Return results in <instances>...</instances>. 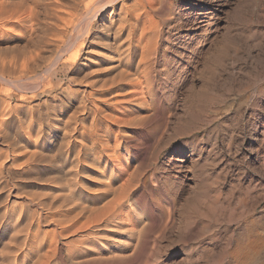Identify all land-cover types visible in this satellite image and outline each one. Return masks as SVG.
I'll return each mask as SVG.
<instances>
[{"label":"rangeland","instance_id":"obj_1","mask_svg":"<svg viewBox=\"0 0 264 264\" xmlns=\"http://www.w3.org/2000/svg\"><path fill=\"white\" fill-rule=\"evenodd\" d=\"M4 1L15 14L0 17V66L14 70L0 69V264H264V0L119 1L94 21L73 68L56 76L49 61L60 50L67 59L76 36L72 1ZM52 6L62 15L45 21L42 12ZM120 12L129 21L118 29ZM119 68L131 76L109 91ZM81 140L88 155L75 156ZM128 173L132 183L109 217L114 193L99 185L114 176L118 185Z\"/></svg>","mask_w":264,"mask_h":264},{"label":"bare ground","instance_id":"obj_2","mask_svg":"<svg viewBox=\"0 0 264 264\" xmlns=\"http://www.w3.org/2000/svg\"><path fill=\"white\" fill-rule=\"evenodd\" d=\"M8 1H9V0H8ZM10 1H11V0H10ZM18 1H19V0H18ZM44 1H45V0H44ZM44 1H43V2H44ZM47 1H49V0H46V3H48ZM61 1H62V0H61ZM67 1H68V0H67ZM67 1H65V3H66ZM71 1H72L71 6H70L71 8L68 10L69 12L71 11V13H69V14H70V18H68V19H69V24H71V26H72L71 29H73V30H72V31H73V35H76V36L74 37L73 40L70 38V39H71L70 43H69V41H68V39H67V41H68L69 44L66 45L67 48H66L65 51H64V52L68 53V55L66 54V55L68 56L67 59H65V60L62 59V54H63V53H59V52H61V50H60L61 48H60V49L58 48L60 51H58V53L56 52L57 55H56V56L54 55L55 57L53 56L54 59H53V61L51 60L52 62L49 61V62L51 63V64H50V67L52 68L53 74H54L55 76L57 75V72L59 71V69L61 70L63 67H64V68H66V67L73 68L74 64L76 63V61L79 59V56L81 55V54H80V51H81L82 45L84 44L85 37L89 35V40H90V38L92 37L90 34H91V29H92V27L94 26V25H93L94 21H95L96 19H98L99 16H101V15L104 16V15H105L104 12L106 11L107 8H111V9H109V10H113L114 5H116V3H118L119 1H122V2H123V0H71ZM139 1L142 2V0H139ZM4 2H5L4 0H3V1L0 0V17L6 16V18H7V16H8L9 14L11 15V11H12V16H13V15L15 14V11H13V9H12V5H11L12 2H11L10 4L4 3ZM13 2H14V0H13ZM16 2H17V1H16ZM19 2H21V1H19ZM57 2H58V1H57ZM59 2H60V1H59ZM141 2H140V3H141ZM50 3H51V2H50ZM54 3H55V2H54ZM65 3H62V4H65ZM68 3H69V1H68ZM68 3H66V4H68ZM127 3H128V2H127ZM136 3H137V2H136ZM136 3H135V4H136ZM142 3H143V2H142ZM41 4H43V3H41ZM137 4H138V3H137ZM137 4H136V6H137ZM10 5H11V6H10ZM16 5H18L17 7L19 8V7H20L19 5H21V4L18 3V4H16ZM37 5H39V2H37ZM51 5H53V4L51 3ZM68 5H69V4H68ZM68 5H67V6H68ZM124 5H125V3H122V7L119 9V11H121L122 13H123V12L126 13V12L128 11V10H127L126 12L124 11V7H125ZM129 5H130V4H129ZM141 5H142V4H141ZM44 6H45V5H44ZM53 6H54V5H53ZM53 6H52V9H54ZM65 6H66V5H65ZM130 6H131V5H130ZM136 6H135V7H136ZM14 7H16V6L14 5ZM37 7H38V6H37ZM39 7H40V6H39ZM57 7H58V6H57ZM61 7H62V5H61ZM63 7H64V6H63ZM132 7H133V6H132ZM137 7H138V6H137ZM42 8H45V7H41V9H42ZM49 8L51 9V7H49ZM49 8H48V9H49ZM68 8H69V7H68ZM68 8H67V9H68ZM15 9H17V8H15ZM15 9H14V10H15ZM36 9H37V8H36ZM41 9H40V10H41ZM46 9H47V8H46ZM55 9L57 10L58 8H55ZM55 9L53 10L54 12L49 11V10H47V11H44V10H43L44 12L41 11V12L43 13V15H45V19H44V18H43V19H44L45 21L47 20L48 22H49V21L52 22L50 19L53 20V19L55 18L56 14H57L56 12H58V11L55 12ZM130 9H131V8H130ZM133 9H134V8H133ZM37 10H38V9H37ZM40 10H39V13H40V15L43 17V15L41 14ZM18 11H19V10H18ZM34 11H35V10H34ZM131 11H132V10H131ZM135 11H136V9H135ZM13 12H14V14H13ZM32 12H33V11H32ZM32 12H31V14H32ZM36 12H37V11H36ZM59 12H60V10H59ZM63 12H64V11H63ZM121 12L119 13V16H120V19H119V20H120V22H119L118 24H116L117 27H118V29H119L120 26L122 27V25H123L122 23H123V22L126 23L125 21H126V19H127V15L122 14ZM129 12H130V11H129ZM34 13H35V12H34ZM37 13H38V12H37ZM55 13H56V14H55ZM133 13H134V12L132 11V14H133ZM67 14H68V13H67ZM57 15H58V14H57ZM59 15H62V13L60 12ZM59 15H58V17H59ZM130 15H131V14H130ZM134 15H135V14H134ZM32 16H33V15H32ZM38 16H39V15H38ZM41 16H40V17H41ZM117 16H118V15H117ZM128 16H129V15H128ZM136 16H137V14H136ZM136 16H135V17H136ZM34 17H36V16L34 15ZM56 17H57V16H56ZM76 17L78 18L77 21L75 20ZM129 17H130V16H129ZM138 17H139V16H138ZM31 18H32V17H31ZM105 18H106V17H105ZM112 18H113V17H112ZM112 18H110V19H112ZM26 19H27V18H26ZM34 19H35V18H33V20H34ZM43 19H42V20H43ZM48 19H49V20H48ZM56 19H57L56 21H58V18H56ZM59 19H60V18H59ZM64 19H66V17H65ZM129 19H130V18H129ZM112 20H113V19H112ZM116 20H117V19H116ZM127 20H128V19H127ZM136 20H138V19H136ZM56 21L54 20L53 22H56ZM61 21H62V19H61ZM63 21H64V20H63ZM128 21H129V20H128ZM128 21H127V22H128ZM139 21H140V20H139ZM39 22H40V21H39ZM42 22H43V21H41V23H42ZM65 22H67V21H65ZM65 22H64V23H65ZM106 22H107V21H106ZM111 22H112V21H111ZM136 22H137V21H136ZM33 23H34V22H33ZM64 23H63V24H64ZM102 23H105V22H102ZM115 23H116V22H115ZM130 23H131V20H130ZM39 24H40V23H38V25H39ZM46 24H48V23L46 22L45 25H46ZM52 24H53V23H52ZM52 24H51V25H52ZM56 24H57V23H56ZM66 24H67V23H65V25H66ZM69 24L67 25V27H65V25H63V27H65V28L68 29ZM112 24H113V23H112ZM126 24H127V23H126ZM136 24H137V23H136ZM138 24H140V23H138ZM141 24H142V23H141ZM40 25H41V24H40ZM42 25H43V24H42ZM48 25H49V24H48ZM95 25H96V24H95ZM102 25H103V24H102ZM124 25H125V24H124ZM46 26H47V25H46ZM46 26H45V27H42V29H43L44 32L46 31ZM53 26H55V25H53ZM53 26H51V27H53ZM57 26H58V25H57ZM105 26H106V25H105ZM107 26H111V24H108ZM125 26H126V25H125ZM125 26H124V28H125ZM133 26H135V25H133ZM136 26H137V25H136ZM32 27H33V25H32ZM34 27H35V26H34ZM37 27H38V26H36L35 28L37 29ZM48 27H50V26H48ZM51 27H50V28H51ZM112 27H113V26H112ZM137 27H138V26H137ZM144 27H145V26H144ZM144 27H143V29H145ZM146 27H147V26H146ZM95 28H96V27H95ZM102 28H103V27H102ZM109 28H110V27H109ZM124 28H123V29H124ZM141 28H142V27H141ZM141 28H140V29H141ZM32 29H33V28H32ZM36 29H35V30H36ZM42 29H41V30H42ZM107 29H108V28H107ZM118 29L115 27V28L113 29V30H114V33H116ZM126 29H127V28H126ZM130 29H131V28H130ZM140 29H139V30H140ZM143 29H142V30H143ZM146 29H147V28H146ZM146 29H145V30H146ZM35 30H34V31H35ZM74 30H75V31H74ZM108 30L111 32L110 29H108ZM131 30H132V29H131ZM131 30H130V31H131ZM142 30H141V32H142ZM49 31H50V30H49ZM64 31H66V30H64ZM119 31H120V30H119ZM127 31L129 32V30H127ZM146 31H147V30H146ZM36 32H39V31L36 30ZM36 32H35V34H36V36H37V33H36ZM40 32H42V31H40ZM74 32H75V34H74ZM131 32H132V31H131ZM131 32H130V33H131ZM143 32H145V31H143ZM150 32H151V29H150ZM45 33H46V32H45ZM52 33H54V32H52ZM114 33H113V34H114ZM147 33H148V32H147ZM147 33H146V34H147ZM43 34H44V33H43ZM48 34H49V33H48ZM119 34H120V33H119ZM124 34H125V33H124ZM124 34H123V35H124ZM39 35L42 36L41 33H39ZM39 35L37 36V38L39 37ZM44 35H45V34H44ZM115 35H116V34H115ZM130 35H131V34H130ZM144 35H145V34H144ZM144 35H143V36H144ZM46 36H47V35H46ZM46 36H45V37H46ZM108 36H109V35H108ZM132 36H133V35H132ZM45 37H44V38H45ZM113 37H114V36H113ZM126 37H127V36H126ZM41 38L44 39L43 37H41ZM49 38H50V37H49ZM105 38H106V37H105ZM119 38H122V37H119ZM123 38H125V37H123ZM123 38H122V40H124ZM39 39H40V38H39ZM39 39H38V40H39ZM130 39H131V38H130ZM45 40H46V39H45ZM45 40H42L41 42L44 43ZM47 40H48V38H47ZM91 41H92V39H91ZM115 41H116V40H115ZM118 41H119V40H118ZM124 41H125V40H124ZM130 41H131V40H130ZM46 42H50V40H49V41H46ZM92 42H93V41H92ZM104 42H106V41H104ZM112 42H113V41H112ZM126 42H127V41H126ZM126 42H124V43H126ZM128 42H129V41H128ZM134 42H135V41H134ZM66 43H67V42H66ZM87 43H88V42H87ZM108 43H109V42H108ZM113 43H114V42H113ZM116 43H117V42H116ZM119 43H120V41H119ZM121 43H122V41H121ZM90 44H91V43H90ZM129 44H130V43H129ZM48 45H49V44H48ZM117 45H118V44H116V46H117ZM119 45H120V44H119ZM62 46H63V45H62ZM64 46H65V44H64ZM102 46H103V45H102ZM112 46H114V45H112ZM116 46H115V47H116ZM126 46H127V44H126ZM108 47H109V46H108ZM108 47H107V48H108ZM22 48H24V47H22ZM36 48H38V47H36ZM62 48H63V47H62ZM64 48H65V47H64ZM117 48H119V46H118ZM123 48H124V47H123ZM123 48H122V46H121V49H123ZM127 48H128V46H127ZM24 49H25V48H24ZM58 49H57V50H58ZM91 49H92V48H91ZM110 49H111V48H110ZM115 49H116V48H115ZM42 50H43V49H42ZM88 50H89V49H88ZM88 50H87V51H88ZM102 50H103V49H102ZM111 50H112V49H111ZM118 50H119V49H118ZM19 51H20V50H19ZM92 51H93V50H92ZM122 51H123V50H122ZM124 51H125V50H124ZM135 51H136V50H135ZM20 52H21V51H20ZM20 52H19V54H20ZM24 52H26V51L24 50ZM33 52H34V51H33ZM40 52H41V51H40ZM81 52H82V51H81ZM96 52H97V51H96ZM99 52H101V51H99ZM118 52L120 53L121 51H118ZM17 53H18V52H17ZM36 53H37V52L35 51V54H36ZM38 53H39V52H38ZM38 53L36 54L37 56H35L36 59H37V57L39 58ZM83 53H84V52H83ZM88 53H90V52H88ZM119 53H118V54H119ZM121 53H123V52H121ZM135 53H136V52H135ZM138 53H139V52H138ZM141 53H142V52H140V55H141ZM22 54H23V50H22ZM22 54H21V55H22ZM33 54H34V53H33ZM33 54H32V55H33ZM41 54H42V53H41ZM41 54H40V55H41ZM107 54H108V53H107ZM118 54H117V55H118ZM15 55L18 56V54H15ZM15 55H14V57H15ZM32 55H31V58L34 57V56H32ZM88 55H89V54H88ZM92 55H93V54H92ZM103 55H106V54L103 53ZM109 55H110V53H109ZM83 56H84V55H83ZM112 56H113V55H112ZM138 56H139V55H138ZM143 56H144V54H143ZM21 57H22V56H20V58H21ZM23 57H24V55H23ZM26 57H27V56L25 55V59H26ZM41 57L44 58L43 56H40V58H41ZM85 57H86V56H85ZM92 57H93V56H92ZM107 57H108V55L106 56V58H107ZM42 58H41V59H42ZM88 58H90V57H88ZM96 58H97V57H96ZM120 58H121V57H120ZM140 58H141V56H140ZM12 59H13V58H12ZM12 59H11V60H12ZM28 59H30V58H28ZM28 59H27V60H28ZM46 59H47V58H46ZM97 59H98V58H97ZM117 59H118V57H117ZM138 59H139V58H138ZM142 59H144V57H143ZM6 60L9 61L10 58H9V59L7 58ZM21 60L24 62V59H19V61H21ZM37 60L39 61V59H37ZM80 60H81V59H80ZM90 60H91V59H90ZM115 60H116V58H115ZM124 60H125V59H124ZM139 60H140V59H139ZM15 61H16V60H15ZM22 61H21V62H22ZM28 61H29V60H28ZM81 61H82V60H81ZM126 61H127V60H126ZM129 61H131V60H129ZM129 61H127V62H129ZM135 61H136V59H135ZM2 62H5V63H6V61H2ZM2 62L0 61V64H2ZM23 62H22V65H21V63H20V65H18V67H19V66L22 67V66H23ZM49 62H48V63H49ZM70 62H74V63H70ZM88 62H89V61H88ZM121 62H122V61H121ZM137 62H138V61H137ZM140 62H141V61H140ZM15 63H16V62H15ZM33 63H34V62H33ZM78 63H79V62H78ZM96 63H97V62H96ZM107 63H108V62L105 61V58H104V57L101 59V62L99 61L100 66H103V67H104V65H106ZM122 63H123V62H122ZM125 63H126V62H125ZM131 63H132V62H131ZM13 64H14V63H13ZM16 64H17V63H16ZM18 64H19V63H18ZM24 64H25V62H24ZM79 64H80V63H79ZM79 64H77V65H79ZM83 64H84V63H83ZM112 64H113V63H112ZM123 64H124V63H123ZM128 64H129V63H128ZM135 64H136V63H135ZM138 64H139V62H138ZM8 65H9V64H8ZM10 65H11V63H10ZM77 65H75V66H77ZM87 65H88V64H87ZM110 65H111V64H110ZM115 65H116V64H115ZM117 65H118V64H117ZM2 66H3V65H2ZM12 66H13V65H12ZM24 66H25V65H24ZM107 66H109V65H107ZM111 66H112V65H111ZM126 66H127V64H126ZM4 67H5V65H4ZM8 67H9V66H8ZM8 67L6 66L7 69H8ZM10 67H11V66H10ZM13 67H15V65H14ZM16 67H17V65H16ZM18 67H17V68H18ZM47 67H48V65H47ZM50 67H49V68H50ZM83 67H84V66H83ZM103 67H100L99 69H101V68L103 69ZM105 67H106V66H105ZM119 67H120V66H119ZM130 67H131V66H130ZM6 68H5V69H6ZM23 68H24V67H22V68L20 69V67H19V69H18L16 72H18L19 70L22 72V69H23ZM64 68H63V69H64ZM69 68H68V69H69ZM80 68H82V67H80ZM89 68H90V67H89ZM89 68H88V69H89ZM115 68H116V66H115ZM117 68H118V67H117ZM123 68H124V66H123ZM125 68H126V67H125ZM0 69H2L1 71H4V70H5V69L1 68V66H0ZM7 69H6V70H7ZM9 69H10V68H9ZM9 69H8V70H9ZM74 69H75V68H74ZM86 69H87V68H86ZM95 69H97V68H95ZM99 69H97V70H99ZM105 69H106V68H105ZM132 69H133V68H132ZM8 70H7V71H8ZM12 70H13V69H11V71H12ZM26 70H27V69H26ZM65 70H66V69H65ZM80 70H81V69H80ZM80 70H79V71H80ZM92 70H94V68H93ZM92 70H91V72H92ZM106 70H107V69H106ZM106 70H105V71H106ZM120 70H121V69L119 68V71H120ZM125 70H126V69H125ZM125 70L122 69L119 73H117V75H114V76L112 75L113 78L109 79V80L111 81V83H110L111 85H110L109 87H108V86L106 87L109 91L112 89L113 86H120V85H123L125 81H128L129 78L127 79L126 77L131 76V75H127V76H126V75L124 74V73H125V72H124ZM1 71H0V73H1ZM89 71H90V70H89ZM127 71H128V70H127ZM127 71H126V74H127ZM129 71H130V68H129ZM132 71H133V70H132ZM83 72H84V71H83ZM86 72H87V71H86ZM96 72H97V71H96ZM100 72L102 73L101 70H100ZM110 72H111V71H110ZM3 73H4V72H3ZM3 73H2V74H3ZM12 73H14V70H13ZM12 73H11V72L9 73V71H8V75H11ZM22 73H23V72H22ZM47 73H49V72H47ZM92 73H93V72H92ZM92 73H91V75H92ZM107 73H109V72L107 71ZM115 73H116V72L114 71L113 74H115ZM130 73H131V72H130ZM132 73H133V72H132ZM16 74H17V73H16ZM74 74H75V73H74ZM77 74H78V72H77ZM83 75H84V74H83ZM89 75H90V73H89ZM89 75H88V76H89ZM110 75H111V74H110ZM133 75H134V73L132 74V76H133ZM52 76H53V75H52ZM70 76H71V75H70ZM75 76H77V75H75ZM75 76H74V77H75ZM97 76H98V75H97ZM118 76H119V77H118ZM0 77L2 78V80H3V79L5 80V76H4V75H0ZM68 77H69V76H68ZM72 77H73V76H72ZM81 77H82V76H81ZM86 77H87V76H86ZM110 77H111V76H110ZM133 77H134V76H133ZM133 77H132L133 80H134V78H137V76L134 77V78H133ZM78 78H79V77H78ZM83 78H84V77H82V79H83ZM91 78H92V77H91ZM91 78H88V79H91ZM98 78H99V77H98ZM105 78H106V77H105ZM107 78H108V77H107ZM124 78H125L126 80H124ZM79 79H80V78H79ZM79 79H78V80H79ZM88 79H87V80H88ZM95 79H97V78H95ZM95 79H93V80H95ZM101 79H104V78H101ZM6 80H8V79H6ZM9 80L12 81V79H9ZM73 80H74V79H73ZM76 80H77V79H76ZM80 80H81V79H80ZM130 80H131V78H130ZM139 80H140V79H139ZM10 81H9V82H10ZM84 81H85V80H84ZM88 81H89V80H88ZM88 81H87V82H88ZM107 81H108V80H107ZM107 81H106V82H107ZM5 82H6V81H5ZM74 82H75V81H74ZM81 82H82V81H81ZM90 82H91V81H90ZM92 82H93V81H92ZM77 83H80V82H77ZM45 84H46V83H45ZM47 84H48V83H47ZM82 84H83V83H82ZM48 85H49V84H48ZM86 85H87V84H86ZM86 85H85V86H86ZM108 85H109V84H108ZM37 86H38V85H37ZM35 87H36V86H35ZM49 87H52V85L50 84ZM81 87H82V86H80V89L82 90ZM83 87H84V85H83ZM84 88L86 89V88H88V87L86 86V87H84ZM44 89H45V88H44ZM48 89H49V88H47L46 91H47ZM52 89H53V88H52ZM77 90H78V89H77ZM77 90H76V91H77ZM87 90H88V89H87ZM34 91H35V90H34ZM49 91H50V89H49ZM74 91H75V90H74ZM83 91H84V89H83ZM81 92H82V91H81ZM73 93H74V92H73ZM77 93H78V92H77ZM71 94H72V92H71ZM71 94H70V95H71ZM84 94L86 95V92L83 93V94H81V95L84 96ZM74 95H75V94H72L73 97H74ZM77 95H78V94H77ZM77 95H76V96H77ZM87 97H88V96H87ZM69 98H70V97H69ZM87 99H88V98H87ZM89 99H90V98H89ZM64 100H65V99H64ZM64 100H63V101H64ZM69 100H70V99H69ZM83 100H84V99H83ZM116 100H117V98H116ZM63 101H62V102H63ZM88 101H89V104H90V101H91V100H88ZM93 101H94V100H93ZM50 102H51V101H50ZM80 102H82V100H81ZM125 102H126V101H125ZM51 103H52V102H51ZM72 103H73V102H72ZM82 103H83V102H82ZM93 103H94V102H93ZM95 103H96V102H95ZM47 104H48V103H47ZM61 104H62V103H61ZM79 104L81 105V103H79ZM58 105H59V104H58ZM58 105H57V106H58ZM90 105H91V104H90ZM88 106H89V105H88ZM99 106H100V105H99ZM51 107H52V106H51ZM54 107H55V106H54ZM54 107H53V108H54ZM58 107H59V106H58ZM64 107H65V106H63V108H64ZM79 107H80V106H78V108H79ZM89 107H90V106H89ZM92 107H93V106H92ZM103 107H104V106H103ZM106 107H107V106H106ZM56 108H57V107H56ZM60 108H62V107H60ZM75 108H76V107H75ZM78 108H77V110H81V109H78ZM82 108H83V107H82ZM90 108H91V107H90ZM94 109H95V107H94ZM128 109H129V108H128ZM54 110H55V109H54ZM82 110H83V109H82ZM82 110H81V112H83ZM90 110H91V109H90ZM74 111H75V109H74ZM74 111H73V112H74ZM105 111H106V110H105ZM56 112H57V111H56ZM81 112H80V113H81ZM103 112H104V111H103ZM103 112H101V113H103ZM129 112L131 113V111H129ZM133 112H134V111H133ZM51 113H52V112H51ZM83 113H84V112H83ZM92 113H94V111H93ZM92 113H91V114H92ZM98 113H100V112H98ZM105 113H106V112H105ZM54 114H55V113H54ZM94 114H95V113H94ZM94 114H93V115H94ZM109 114H110V113H108L107 116H110ZM31 115H32V114H31ZM47 115H48V114H47ZM55 115H56V114H55ZM75 115H76V114H75ZM75 115H74V116H75ZM99 115H100V114H99ZM111 115H113V114H111ZM125 115H126V114H125ZM129 115H130V114H129ZM40 116H42V115H40ZM59 116H60V115H59ZM94 116H95V115H94ZM94 116H93V117H94ZM115 116H117V115H115ZM33 117H34V116H33ZM55 117H56V116H55ZM57 117H58V116H57ZM69 117H70V116H69ZM69 117H68V118H69ZM71 117H73V116H71ZM89 117H90V116H89ZM101 117H102V116H101ZM112 117H113V116H112ZM41 118H42V117H41ZM46 118H47V116H46ZM48 118H49V117H48ZM51 118H52V117H51ZM74 118H76V117H74ZM80 118H81V117H80ZM114 118H115V117H114ZM110 119H111V118H110ZM119 119H120V118H119ZM128 119H130V118L128 117ZM31 120H32V118H31ZM35 120H36V118H35ZM50 120H51V119H50ZM115 120H118V119L116 118V119H114V121H115ZM32 121H33V120H32ZM47 121H48V119H47ZM51 121H52V120H51ZM92 121H94V118H93ZM69 122H70V121H69ZM77 122H78V121H77ZM112 122H113V121H112ZM116 122H120V121H116ZM17 123H18V122H17ZM30 123H31V122H30ZM50 123H51V122H50ZM42 124H43V123H42ZM51 124H52V123H51ZM116 124H117V123H116ZM118 124H119V123H118ZM33 125H35V124H33ZM39 125H40V124H39ZM53 125H54V123H53ZM67 125L69 126L70 124H67ZM71 125H73V124H71ZM75 125H76V124H75ZM41 126H42V125H41ZM51 126H52V125H51ZM73 126H74V125H73ZM32 127H33V126H32ZM53 127H54V126H53ZM75 127H76V126H75ZM38 128H39V127H38ZM51 128H52V127H51ZM56 128H57V127H56ZM94 128H95V127H94ZM36 129H37V127H36ZM68 129H69V127H68ZM68 129H67V130H68ZM65 130H66V127H65ZM67 130H66V131H67ZM69 130H70V129H69ZM69 130H68V131H69ZM71 130H72V128H71ZM71 130H70V131H71ZM73 130H74V129H73ZM37 131H39V130L37 129ZM40 131H42V129H41ZM49 132H50V131H49ZM54 132H55V131H54ZM9 133H10V131H9ZM44 133H45V132H44ZM72 133H73V132H72ZM35 134H36V133H35ZM50 134H51V133H50ZM63 134H65V133L63 132ZM80 134H81V133H80ZM30 135H31V134H30ZM30 135H29V136H30ZM36 135H37V134H36ZM65 135H68V133H66ZM69 135H70V134H69ZM72 135H74V134H72ZM37 136H38V135H37ZM39 136H40V135H39ZM71 137H72V136H71ZM81 137H82V139H83L84 141H85L86 138H87L85 133H83ZM43 138H44V137H43ZM73 138H74V137H73ZM68 139H69V138H67V143H68V141H70V139H69V140H68ZM88 139H89V138H88ZM37 140H38V139H37ZM74 140H75V139H74ZM78 140H79V139H78ZM83 140L80 141L81 146H80L77 150H75L76 152L73 153V155L75 154V156H76V153H77V156H78V154H81L82 156H83V155H88V152H87V151H88L89 148H88V146H87V144H86L87 142H84ZM42 141H43V140H42ZM44 141H45V140H44ZM65 141H66V140H65ZM75 141H76V140H75ZM40 142H41V141H40ZM88 142H89V141H88ZM107 142H108V141H107ZM75 143L78 144L79 142H75ZM75 143H74V144H75ZM37 144H38V143H37ZM62 144H64V143H62ZM69 144H70V143H69ZM77 144H76V145H77ZM65 145H66V144H65ZM78 145H80V144H78ZM35 147H36V146H35ZM35 147H34V148H35ZM62 147H63V145H62ZM68 148H69V147L67 146V149H68ZM27 149H28V148H27ZM27 149H26V151H27V153L29 154L30 151L28 152ZM41 149H42V148H41ZM45 149H46V148H45ZM51 149H52V148H51ZM35 150H36V148H35L34 150H32V152H33V151H34V152H39V151H38L39 149L36 150V151H35ZM45 151H46V150H45ZM50 151H51V150H50ZM53 151H54V150H53ZM64 151H65V150H64ZM68 151H69V150H68ZM32 152H31V153H32ZM41 152H42V151H41ZM41 152H40V153H41ZM58 152H59V151H58ZM40 153H38V154H40ZM42 153H43V152H42ZM54 153H57V152H54ZM33 154H34V153H32V155H33ZM43 154H44V153H43ZM58 154H59V153H58ZM58 154H57V155H58ZM30 155H31V154H29L28 156H30ZM32 155H31V156H32ZM40 155H41V154H40ZM44 155H46V154H44ZM50 155H51V154H50ZM52 155H54V154H52ZM67 155H68V154H67ZM4 156H5V155H4ZM36 156H37V155H36ZM36 156H34V157H36ZM70 156H71V155H70ZM40 157H41V156H40ZM47 157H49V156H47ZM47 157H46V158H47ZM51 157H52V156H51ZM51 157H49V158H51ZM54 157H55V156H54ZM73 157H74V156H73ZM73 157H72V158H73ZM25 158H26V157H25ZM31 158H32V157H31ZM38 158H39V156H38ZM65 158H66V157H65ZM78 158H79V162H80L81 159H80V157H78ZM78 158H77V159H78ZM35 159H36V158H35ZM35 159H34V160H35ZM39 159H40V158H39ZM44 159H45V158H44ZM53 159H54V158H53ZM56 159H57V158H56ZM59 159H60V158H59ZM62 159H64V158H62ZM77 159H76V160H77ZM30 160H31V159H30ZM36 160H38V159H36ZM40 160H41V159H40ZM47 160H48V158H47ZM47 160H46V161H47ZM50 160H52V159H50ZM50 160H49V161H50ZM97 160H98V159H97ZM44 161H45V160H44ZM57 161H58V159H57ZM22 162H23V161H22ZM30 162H31V161H30ZM53 162H54V161H53ZM53 162H52V163H53ZM62 162L65 163V161H62ZM68 162H69V161H68ZM23 163H24V162H23ZM48 163H49V162H48ZM55 163H56V162H55ZM58 163H59V161H58ZM71 163H73V162H71ZM28 164H29V162H28ZM41 164H42V163H41ZM59 164H60V163H59ZM73 164H74V163H73ZM20 165H21V164H20ZM23 165H24V164H23ZM35 165H36V164H35ZM57 165H58V164H57ZM49 166H50V164H49ZM58 166H59V165H58ZM61 166H62V165H61ZM26 167H28V166H26ZM56 167H57V166H56ZM62 167H63V166H62ZM96 167H98V166H96ZM119 167H120V166H119ZM119 167H118V168H119ZM122 167H123V166H122ZM22 168H23V167H22ZM24 168H25V167H24ZM28 168H30V166H29ZM58 169H59V168H58ZM62 169H64V168H62ZM99 169H102V168H99ZM126 169H127V168H126ZM27 170H29V169H27ZM51 170H52V168H51ZM30 171H31V170H30ZM32 171H33V170H32ZM32 171H31V172H32ZM47 171H48V170H47ZM47 171H46V172H47ZM65 171H66V170H65ZM121 171H124V170H121ZM127 171H128V170H127ZM127 171H125V172H127ZM28 172H29V171H28ZM62 172L64 173V171H62ZM67 172H68V170H67L65 173H67ZM97 172H98V171H97ZM26 173H27V172H26ZM47 173H48V172H47ZM59 173H60V172H59ZM78 173H79V172H77L76 175H78ZM115 173H116V172H115ZM118 173H119L120 175L123 174L122 172H121V173L118 172ZM133 173H134V172H133ZM133 173H130L131 175L128 173L127 178H126L124 181H121L120 184L118 183V185H115V184H116V182H115V178H114L115 176H114V177H109V178H107L108 181L103 182V184L101 183L102 185H99V186H103V187H104V189H103L102 191H105V192H109V191L111 192V191H112V192L114 193V195H113L114 198L112 199L110 206H108V207H107V210L105 211V214H108L109 217H111V216L114 214V211L116 210L117 206L121 204V202H122V194H123V193H122V192H123L122 190H123V188L125 187V185H127V181H129L130 178H132V174H133ZM48 174H49V173H48ZM84 174H85V173H84ZM95 174H96V173H95ZM125 174H126V173H125ZM28 175H29V174H28ZM64 175H65V174H64ZM67 175H69V174H67ZM72 175H73V174H72ZM88 175H89V174H87V176H88ZM114 175H115V174H114ZM120 175H119V177H120ZM135 175H136V174H135ZM51 176H52V174H50V177H51ZM54 176L57 177L56 175H54ZM73 176H74V175H73ZM82 176H83V175H82ZM103 176H104V175H103ZM124 176H125V175H124ZM69 177L71 178L72 176L69 175L68 178H67V177H66V178L69 180ZM94 177H95V176H94ZM116 177H117V176H116ZM125 177H126V176H125ZM47 178H48V176H47ZM103 178H104V177H103ZM54 179H55V178H54ZM59 179H60V178H59ZM59 179H57V180H59ZM72 179L74 180L73 177H72ZM76 179H77V178H76ZM116 179H118V178H116ZM133 179H134V178H133ZM47 180H48V179H47ZM49 180H50V179H49ZM79 180H80V179H79ZM120 180H121V178H120ZM13 181H14V180H13ZM54 181H55V180H54ZM62 181H64V180H62ZM71 181H72V180H71ZM71 181H70V183H71ZM77 181H78V179H77ZM130 181H131V180H130ZM134 181H135V180H134ZM49 182H50V181H49ZM82 182H83V181H82ZM40 183H41V182H40ZM63 183H64V182H63ZM65 183H67V182L65 181ZM74 183H75V182H74ZM84 183H86V182H84ZM131 183H132V182H131ZM131 183L129 184V182H128L129 185H127V187L130 186ZM50 184H51V183H50ZM59 184H60V183H58V185H59ZM72 184H73V183H72ZM77 184H80V183L77 182ZM81 184H82V183H81ZM54 185H55V184H54ZM58 185H57V186H58ZM60 185H63V184H60ZM86 185H87V184H86ZM67 186H69V185H67ZM70 186H71V185H70ZM79 186H80V185H79ZM89 186H90V185H89ZM91 186H92V185H91ZM103 187H102V188H103ZM61 188H62V187H61ZM71 188H72V187H71ZM81 188H84V187L81 186ZM86 188H87V187H86ZM90 188L92 189V187H90ZM58 189H59V188H58ZM63 189H64V188H63ZM63 189H62V190H63ZM69 189H70V188H69ZM87 189H88V188H87ZM124 189H126V188H124ZM81 190H82V189H81ZM89 190H90V189H89ZM97 190H98V192H99V189H97ZM97 190H96V191H97ZM57 191H58V190H57ZM87 193H88V192H87ZM124 193H125V192H124ZM14 195H15V194H14ZM68 195H69V194L67 193V197H68ZM69 196H70V195H69ZM61 197H62V196H61ZM67 197H65V198H67ZM125 197H126V196H125ZM55 198H56V197H55ZM69 199H70V197H69ZM79 199H80V198H79ZM79 199H78V201H79ZM52 200H53V199H52ZM107 200H108V199H107ZM73 201H74V198H73ZM65 202H66V201H65ZM71 202H72V201H71ZM79 202H80V201H79ZM81 202H84V201H81ZM72 203H73V202H72ZM72 203H70V204H72ZM76 203H77V201H75L74 204L76 205ZM123 203H126V202H123ZM127 203H128V202H127ZM127 203H126L125 205H127ZM62 204H63V202H62ZM66 204H69V203H66ZM78 204H80V203H78ZM51 205H52V203H51ZM84 205H85V202H84ZM54 206L56 207V206H60V205H54ZM62 206H63V205H62ZM68 206H69V205H67V208H68ZM71 206H72V205H71ZM79 206H82V205H79ZM63 207H64V206H63ZM85 207H86V206H85ZM126 207H127V206H126ZM128 207H129V206H128ZM56 208H57V207H56ZM64 208H65V207H64ZM79 208H80V207H79ZM79 208H78V209H79ZM53 209H55V208H53ZM68 209H70V208H68ZM80 209H83V207L80 208ZM91 209H92V208H91ZM94 209H96V208L93 207V210H94ZM127 209H128V208H127ZM129 210H130V209H129ZM131 210H132V209H131ZM131 210H130L129 212H131ZM7 211H8V210H7ZM54 211H55V210H54ZM65 211H66V210H65ZM74 211H76V210H74ZM77 211H78V210H77ZM122 211H124V209H122ZM132 211H133V210H132ZM45 212H46V211H45ZM58 212H59V211H58ZM58 212H57V213H58ZM80 212L82 213V211H80ZM127 212H128V211H127ZM129 212H128V213H129ZM77 213H79V211H78ZM77 213H76V215H77ZM1 214H2V213H1ZM67 214H68V213H67ZM79 214H80V213H79ZM105 214H104V215H105ZM119 214H121V213H119ZM123 214H125V211H124ZM131 214H133V213H131ZM135 214H136V213H135ZM137 214H138V213H137ZM20 215H21V213H20ZM23 215H24V214H22V216H23ZM35 215H36V214H35ZM68 215H71V214H68ZM68 215H67V216H68ZM97 215H99V214H97ZM128 215H130V214H128ZM24 216H27V215L25 214ZM33 216H34V215H33ZM60 216H61V215H60ZM72 216H73V215H72ZM119 216H120V215H119ZM132 216H133V215H132ZM132 216H131V217H132ZM140 216H141V214H140ZM143 216H144V215H143ZM145 216H146V215H145ZM61 217H62V216H61ZM74 217H75V215H74ZM120 217H121V216H120ZM125 217H126V216H125ZM18 218H19V217H18ZM65 218H66V217H65V215H64V219H65ZM69 218H70V217H69ZM133 218H134V217H133ZM133 218H131V219H133ZM135 218H137V217H135ZM135 218H134V219H135ZM22 219H23V218H22ZM29 219H30V218H29ZM71 219H72V218H71ZM119 219H120V218H119ZM122 219H123V218H122ZM134 219H133V220H134ZM20 220H21V218H20ZM24 220H25V219H24ZM27 220H28V219H27ZM66 220H67V218H66ZM69 220H70V219H69ZM126 220H127V219L125 218V221H126ZM138 220H139V218H138ZM59 221H61V219H60ZM86 221H87V220H86ZM123 221H124V220H123ZM127 221H128V220H127ZM135 221H136V219H135ZM135 221H134V222H135ZM140 221H141V220H140ZM140 221H139V222H140ZM24 222H25V221H24ZM36 222H37V221H36ZM116 222H117V220H116ZM130 222H131V221H130ZM130 222H129V223L127 222V223H128V224H131ZM143 222H146V221L143 220ZM19 223H20V221H19ZM25 223H26V222H25ZM32 223H33V222H32ZM119 223H120V222H119ZM119 223H118V224H119ZM140 223H141V222H140ZM146 223H147V222H146ZM21 224H22V223H21ZM30 224H31V223H30ZM36 224H37V223H36ZM39 224H41V223H39ZM42 224H43V222H42ZM42 224H41V225H42ZM142 224H143V223H142ZM27 225H28V224H27ZM27 225H26V226H27ZM41 225H40V226H41ZM133 225H134V224H133ZM143 225H144V224H143ZM145 225H147V224H145ZM23 226H25V225L22 224L21 229H23ZM26 226H25V227H26ZM29 226H30V225H29ZM35 226H36V225H35ZM64 226H65V225H64ZM119 226H120V224H119ZM123 226H124V224L122 225V229H124ZM136 226H137V227H138V226L141 227V225H136ZM120 227H121V226H120ZM130 227H131V226H130ZM134 227H135V226H134ZM142 227H143V226H142ZM144 227H145V226H144ZM66 228H67V227H66ZM63 229H64V228H63ZM119 229H120V228H119ZM135 229H136V230H139V229H142V228H139V229L135 228ZM144 229H145V228H144ZM125 230H126V229H125ZM133 230H134V229H133ZM19 231H21L20 228H19ZM63 231H64V230H63ZM63 231H62V233H63ZM17 232H18V231H17ZM133 232H134V231H133ZM138 232H139V231H138ZM126 233H127V232H126ZM130 233H131V232H130ZM60 234H61V233H60ZM65 234H67V232H65L64 235H65ZM135 234H136V233H135ZM138 234H139V233H138ZM29 235H30V234H29ZM129 235H130V234H129ZM65 236H66V235H65ZM93 236H94V235H93ZM104 236H105V234H104ZM132 236H133V235H132ZM259 236H261V235H259ZM26 237H27V236H26ZM28 237H29V236H28ZM60 237H61V236H60ZM30 238H32V237H30ZM128 238H129V237H128ZM133 239H134V238H133ZM23 240H24V238H23ZM130 240H131V239H130ZM259 240H260V239H259ZM49 241H50V240H49ZM73 241H74V240H73ZM94 241H95V240H94ZM137 241H138V240H137ZM137 241H136V243H138ZM71 242H72V241H71ZM71 242H70V244H72ZM75 243H76V242H75ZM95 243H96V241H95ZM93 244H94V243H93ZM127 244H128V243H127ZM56 245H57V244H56ZM62 245H63V244H62ZM95 245H96V244H95ZM99 245H100V244L98 243L97 246H99ZM128 245H129V244H128ZM135 245H136V244H135ZM252 245H253V244H252ZM57 246H58V245H57ZM67 246H68V245H67ZM73 246H74V245H73ZM85 246H86V245H85ZM90 246H91V245H90ZM100 246H102V245H100ZM103 246H104V245H103ZM121 246H122V245H121ZM125 246H127V245H125ZM125 246H123V247H125ZM131 246H132V245H131ZM60 247H61V246H60ZM69 247H70V246H69ZM69 247H66V248H69ZM74 247H75V246H74ZM83 247H84V246H83ZM87 247H88V245H87ZM93 247H94V246L92 245V248H93ZM104 247H105V246H104ZM46 248H47V247H46ZM56 248H57V247H56ZM132 248H133V247H132ZM134 248H135V247H134ZM251 248H252V247H251ZM106 249H107V248H106ZM113 249H114V248H113ZM123 249H124V248H123ZM239 249H240V248H239ZM263 249H264V247H263ZM62 250H63V249H62ZM69 250H70V249H69ZM72 250H73V249H72ZM79 250H80V249H79ZM79 250H78V251H79ZM256 250H257V249H256ZM87 251H88V249H87ZM98 251H100V250H98ZM102 251H103V250H102ZM108 251L110 252L109 249H108ZM125 251H126V250H125ZM132 251H133V250H132ZM238 251H239V250H238ZM263 251H264V250H263ZM69 252H70V251H69ZM82 252H83V251H82ZM91 252H92V251H91ZM105 252H106V251H105ZM109 252H108V253H109ZM115 252H116V251H115ZM115 252H113V253H115ZM123 252H124V251H123ZM130 252H131V251H130ZM256 252H257V251H256ZM259 252H260V251H259ZM83 253H84V252H83ZM100 253H101V252H100ZM110 253H112V252H110ZM110 253H109V254H110ZM117 253H119V252H117ZM132 253H133V252H132ZM240 253H241V252H240ZM77 254H78V253H77ZM95 254H96V253H95ZM115 254H116V253H115ZM120 254H121V255L123 254L122 251H121ZM128 254H129V253H128ZM128 254H127V255H128ZM70 255H71V254H70ZM84 255H85V254H84ZM98 255H100V254H98ZM98 255H97V256H98ZM101 255H102V254H101ZM107 255H108V254H107ZM116 255H117V254H116ZM118 255H119V254H118ZM124 255H125V253H124ZM127 255H126V256H127ZM131 255H132V254H131ZM239 255H240V254H239ZM249 255H250V253H249ZM258 255H259V254H258ZM87 256H88V254H87ZM89 256H90V255H89ZM103 256H104V255H103ZM119 256H120V255H119ZM126 256H125V257L123 256V257L126 258ZM246 256H247V255H246ZM253 256H254V255H253ZM83 257H84V256H83ZM108 257H109V256H108ZM121 257H122V256H121ZM128 257H129V256H127V258H128ZM251 257H252V256H251ZM254 257H256V256H254ZM12 258H13V257L11 256V259H12ZM81 258H82V257H81ZM84 258H85V257H84ZM84 258H83V259H84ZM90 258H91V256H90ZM85 259H86V258H85ZM98 259H99V258H98ZM102 259H103V258H102ZM112 259H113V258H112ZM115 259H116V258H115ZM246 259H247V257H246ZM13 260H14V259H13ZM76 260H77V259H76ZM78 260H80V259H78ZM78 260H77V261H78ZM89 260H90V259H89ZM95 260H96V259H95ZM99 260H100V259H99ZM5 261H6V260H5ZM91 261H92V260H91ZM104 261H106V259H105ZM112 261H113V260H112ZM250 261H251V260H250ZM2 262H4V260H3ZM6 262H8V263H6V264H9V263H10V260H9V261H6ZM15 262H16V260H15ZM17 262H18V261H17ZM80 262H81V261H80ZM95 262H97V261H95ZM11 263H13V262H11ZM81 263H83V262H81ZM114 263H115V261H114ZM14 264H16V263H14ZM119 264H120V263H119Z\"/></svg>","mask_w":264,"mask_h":264}]
</instances>
